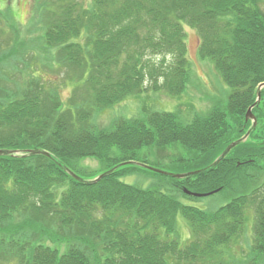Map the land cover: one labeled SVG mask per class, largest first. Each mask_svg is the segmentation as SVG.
<instances>
[{"label":"trees","instance_id":"16d2710c","mask_svg":"<svg viewBox=\"0 0 264 264\" xmlns=\"http://www.w3.org/2000/svg\"><path fill=\"white\" fill-rule=\"evenodd\" d=\"M51 6L47 14L57 18L43 25L40 50L66 66L76 86L66 105L36 76L21 88L0 79V264H264V86L249 136L211 167L253 122L245 113L264 83V0ZM184 26L196 31L199 56L229 86L226 100L189 120L178 108L93 123L96 110L127 95L183 92L190 79ZM149 146L181 171H203L167 175L154 187L122 181L148 169L128 161L147 164L138 150ZM83 158L111 171L81 177L73 165ZM184 189L225 196L203 209L180 200L200 197ZM249 209L242 246L237 237L247 234ZM178 215L187 220V242Z\"/></svg>","mask_w":264,"mask_h":264},{"label":"rangeland","instance_id":"374dc122","mask_svg":"<svg viewBox=\"0 0 264 264\" xmlns=\"http://www.w3.org/2000/svg\"><path fill=\"white\" fill-rule=\"evenodd\" d=\"M54 1L0 0V56L8 55L0 62L2 67L0 79L2 86L8 85V88H14L18 85L16 88H21L25 86L29 75L36 76V83H42L45 88L51 87L52 90H58L56 94L67 105L68 99L74 95L76 86L75 81L69 79L72 74L69 70L67 71L66 66L62 67L53 61L46 51L40 50L41 35L45 31L43 25L51 17L57 18L47 14V11L52 9L51 4ZM79 1L87 5L90 0ZM184 31L187 57L190 62V79L183 92L180 95L170 96L162 91L147 89L140 94L127 95L112 106H104L96 110L97 114L92 118L93 123L106 126L116 117H143L153 110L174 111L178 108L181 119L189 120L195 113H205L212 101L226 100L229 86L224 83L212 61L199 56L196 31L190 26H184ZM86 96L80 91L78 98L86 99ZM158 154L153 146L138 150V158L144 159L148 165L169 173L185 172L171 162L172 158L161 157ZM73 168L81 177L90 178L105 171L104 166L94 158L77 160ZM166 176L167 174L148 168L122 175L120 179L131 184L154 187L156 183L162 182V178H168ZM224 196L223 192H216L196 199L180 196V200L203 209H211L221 203ZM246 216L247 234L237 237L242 246L246 244V239L250 238L253 210L249 209ZM176 219L180 226L181 238L187 242L190 237L187 220L181 215H178Z\"/></svg>","mask_w":264,"mask_h":264},{"label":"water","instance_id":"95a60500","mask_svg":"<svg viewBox=\"0 0 264 264\" xmlns=\"http://www.w3.org/2000/svg\"><path fill=\"white\" fill-rule=\"evenodd\" d=\"M264 86V83H261L259 84L258 88H257V95H256V101L250 106L248 107L246 113H245V119H251L253 122L251 124V126L247 129V131L244 133V135L242 137H240L239 139L237 140H234L232 141L230 144H228L226 146V148L221 152V154L211 163V167L214 166L221 158L225 157V155L233 148L236 146V144L240 141H243L246 139V137H248L251 129L254 128L255 124H256V119H255V116L253 115L251 109L252 107L257 103L259 102L260 100V89ZM7 152V151H6ZM36 152H41V151H35V150H30L29 153H36ZM129 163H136V164H139L141 166H144V167H147L149 169H152L153 171L155 172H160V173H164V174H167L169 176H173V177H184L186 175H192V174H196V173H200L201 171H203V169L201 170H194V171H190V172H184V173H169V172H166V171H163L162 169H159V168H155V167H152V166H148V165H145L143 163H140V162H136V161H128ZM71 175H73L74 177L78 178L79 176L75 175L72 171H70L68 168L66 169ZM111 170H109L108 172H110ZM107 171L106 172H103L101 174H99L98 176L95 177L94 180H97L98 178H100L101 176H103L105 173H108ZM217 190H213V191H210V192H206V193H197V192H191L187 189H184V192L187 193V194H190V195H193V196H205V195H209L213 192H216Z\"/></svg>","mask_w":264,"mask_h":264},{"label":"flooded vegetation","instance_id":"af4514ba","mask_svg":"<svg viewBox=\"0 0 264 264\" xmlns=\"http://www.w3.org/2000/svg\"><path fill=\"white\" fill-rule=\"evenodd\" d=\"M259 197H260V195H259Z\"/></svg>","mask_w":264,"mask_h":264}]
</instances>
